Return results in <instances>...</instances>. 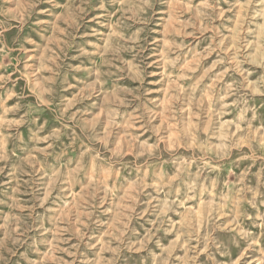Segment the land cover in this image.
<instances>
[{"label":"rangeland","instance_id":"obj_1","mask_svg":"<svg viewBox=\"0 0 264 264\" xmlns=\"http://www.w3.org/2000/svg\"><path fill=\"white\" fill-rule=\"evenodd\" d=\"M0 264H264V0H0Z\"/></svg>","mask_w":264,"mask_h":264}]
</instances>
